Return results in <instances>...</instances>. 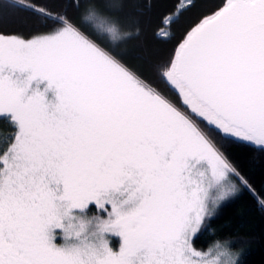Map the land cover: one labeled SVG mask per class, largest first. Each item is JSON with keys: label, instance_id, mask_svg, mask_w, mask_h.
I'll list each match as a JSON object with an SVG mask.
<instances>
[{"label": "snow or ice", "instance_id": "1", "mask_svg": "<svg viewBox=\"0 0 264 264\" xmlns=\"http://www.w3.org/2000/svg\"><path fill=\"white\" fill-rule=\"evenodd\" d=\"M123 6L92 4L81 21L47 0H0V16L19 8L40 24L0 26L12 129L0 138V264H235L226 245L195 241L210 202L236 194V178L250 187L210 133L264 149V0H224L195 21L197 0L151 5L163 8L155 35L180 33L159 75L190 111L93 38L128 35Z\"/></svg>", "mask_w": 264, "mask_h": 264}, {"label": "trees", "instance_id": "2", "mask_svg": "<svg viewBox=\"0 0 264 264\" xmlns=\"http://www.w3.org/2000/svg\"><path fill=\"white\" fill-rule=\"evenodd\" d=\"M31 0H25V3ZM54 13L67 14L68 17H79L82 21L85 9L94 4L97 11L109 14L106 5L109 0H47ZM123 8L114 10L124 30L126 38L113 44L106 36H93L103 46L109 47L129 68L145 78L153 87L174 104L183 106L181 96L159 75L161 66L174 54L180 33L175 37L155 35L156 15L163 11L157 6L151 7L155 0H122ZM171 3V0H166ZM224 0H197L198 7L189 14L193 21L201 13L210 15L217 10ZM79 5V8H77ZM202 18V17H201ZM0 26L6 30L34 32L40 29L39 22L31 13L15 8L6 10L0 16ZM206 122H201L204 127ZM207 131V129L205 128ZM11 126L0 117V138L11 134ZM210 135L222 147L231 163L246 180L250 187L244 186L240 178H236L239 191L223 202L215 215L207 220V231L198 234L195 246L207 249L217 241H226L233 252H240L235 264H264V149L250 143H237L225 140L215 132Z\"/></svg>", "mask_w": 264, "mask_h": 264}, {"label": "rangeland", "instance_id": "3", "mask_svg": "<svg viewBox=\"0 0 264 264\" xmlns=\"http://www.w3.org/2000/svg\"><path fill=\"white\" fill-rule=\"evenodd\" d=\"M181 99H182V97H181ZM233 182H234L235 184H237V186L239 187V184H238V182H237V179H234ZM232 196H233V195H231V196L225 198L224 200L220 201L219 204H213V203L210 202V209L213 210L211 216L215 215V213L217 212L219 206H220L223 202H225L227 199L231 198ZM213 199H214V197H213ZM90 214H92V215L98 214V209H97L94 205L90 206ZM55 243L59 245V244H62L63 241H62L61 238L57 237V239L55 240ZM120 243H121V241H120V239H119L118 237H115V236H112V235L109 236V244H110V246H111L114 250H117V249L119 248ZM217 243H220V244H222V245H226V246H227L228 251L232 254V259H233V261L235 262L236 259H237V257H238V255L240 254V252H233V251L230 249V247L228 246V243H227L226 241H217L213 246H210V247L207 248V249H200V248H197L196 246H195V247H196L198 250H201V251H204V252L207 253V252H209V250H213V251H215V245H216ZM221 259H222V260H225V259H227V257H221Z\"/></svg>", "mask_w": 264, "mask_h": 264}, {"label": "clouds", "instance_id": "4", "mask_svg": "<svg viewBox=\"0 0 264 264\" xmlns=\"http://www.w3.org/2000/svg\"><path fill=\"white\" fill-rule=\"evenodd\" d=\"M87 11H85L84 13H83V17H86L87 16ZM109 40H111V36L110 35H107L106 36ZM124 38H126V34H124V33H121V35H120V40H123Z\"/></svg>", "mask_w": 264, "mask_h": 264}]
</instances>
